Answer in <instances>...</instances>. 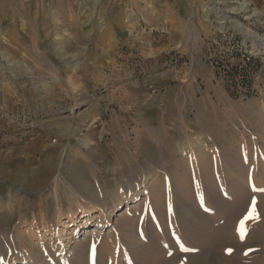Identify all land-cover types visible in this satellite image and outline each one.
Segmentation results:
<instances>
[{"label": "rangeland", "instance_id": "obj_1", "mask_svg": "<svg viewBox=\"0 0 264 264\" xmlns=\"http://www.w3.org/2000/svg\"><path fill=\"white\" fill-rule=\"evenodd\" d=\"M20 1L17 23L0 20V264H37L18 259L19 235L41 249L38 264H102L125 249L120 217L140 242L174 238L191 204L177 193L182 170L196 205L207 200L201 159L220 198L244 172L231 160L247 168L253 186L227 218L238 229L253 199L259 216L243 239L219 236L216 254L264 264V0H68L71 28L68 1L44 0V14Z\"/></svg>", "mask_w": 264, "mask_h": 264}, {"label": "bare ground", "instance_id": "obj_2", "mask_svg": "<svg viewBox=\"0 0 264 264\" xmlns=\"http://www.w3.org/2000/svg\"><path fill=\"white\" fill-rule=\"evenodd\" d=\"M37 1L35 5L36 12L40 11V13L44 14L46 11L44 0H37ZM63 1H68V0H60V2ZM69 1L67 3V5L69 4L68 7L70 9L68 10L70 16L69 18L70 19L72 18L73 20L69 19L67 21L68 25L67 24L66 25L68 26V28L69 27L71 28L73 27V22L75 23L76 20H74L75 16L72 14L73 11L72 8H70ZM24 2H28V1L24 0ZM24 2L23 4H26ZM0 3H1L0 6L2 8L0 9V20L4 16H9L8 18L10 19L11 22H16L21 15H22L21 17H23L24 11H21L22 9H20V14H21L20 16H17V13L15 15L12 13V10L9 6L10 0L9 1L0 0ZM19 3H21V1ZM24 7L27 8L26 5ZM29 10H30V6L29 9H27V11L29 12ZM36 15H34V18L36 17ZM76 19H78V17H76ZM21 22L23 27L26 26L27 22L25 20H22ZM256 40L259 39L255 38V41ZM261 129H263V126H261ZM262 145L264 148L263 139H262ZM231 162L233 168H230V172L232 174L236 171L240 172L244 170V172L240 173L241 175L237 177V180L234 183L232 179H234L233 177L235 176L233 177L230 176L232 179L228 177L229 180L227 179L228 180L227 184L223 186L225 189L227 188V186L229 187V189L226 191V197L220 198L218 189L216 188V184L214 183V180L211 175L210 165L207 159L205 160L201 159V165H200L202 169L201 176L203 177V182H205L204 187L201 188L202 190L201 195L202 197H204V199L207 200L203 203H200L199 205H196V203L193 201V197H192L193 193L191 191V187L190 186L188 187L186 185V183L189 182V177L187 173L184 172L183 170L179 173V179H178L179 189H177V193L180 195L181 198L184 199V201L186 200L185 202H191V204L186 206L187 208H185L183 217L177 216L176 213L174 220L177 226H179L178 228L179 231H177L178 233L175 232V234L173 235L174 238L168 240V238H166L165 236V233L168 234V232L166 231L164 232L162 230H161L162 232H160L158 230L159 233H155L152 230L147 234L149 241L147 240L146 242H140V240H138L137 236L135 235L134 225H132L133 222L132 218L127 219L125 217H120V219L114 221V223L122 231V234L125 235V238L123 240L124 242L119 238H116L115 240H117V243L119 244L120 248L124 246L125 249L124 250L121 249V252H123L121 255H119L118 252L115 253V251L112 253H108L106 255V259L104 254V256H102V262H103L102 264H168L173 259L167 257L170 256L173 252L179 250L193 252V253L191 252L192 254L188 253V254H182L180 256L181 259L180 262L182 264H226L227 262H229L227 261L228 260L227 258H223V257L221 258L219 257L218 254H216L217 247H219L218 244L216 243V240L219 236L225 235L226 232H228V234H232V232H234L237 229L236 228L237 222L235 221L233 223V219L230 220L227 218L229 217L228 216L229 210L230 208H232L231 204L234 203L233 205H236L237 203H239L240 196H242L246 191L248 192L250 186H253L250 181L251 179L248 180V178H246V176H249L245 173L247 168L243 169L244 166L241 164H237L234 160H231ZM250 165H251V169L255 167V165L252 164ZM259 167L262 169H260L261 171L258 173V175L264 176L263 166L259 165ZM178 171L179 169L177 168L173 169L171 175L174 176V174H177ZM262 184L263 185H261V188L264 187V180ZM263 192L264 191H262V194ZM130 197L131 195L126 194L124 200L126 199L127 202L130 199ZM259 201H260V206L264 213V194L260 195ZM121 204H123V202L117 200V202L114 204L116 210H118L120 206H123ZM80 207L84 212H86L85 216L91 215L92 210H90V208H86L85 206L82 205H80ZM104 209H106L104 208V206L100 208L104 216L102 218L97 219L96 225H99L101 223L103 224L104 222L107 221ZM206 209L209 211H207ZM68 214L71 216L70 210L68 211ZM59 216H60L59 211L55 212L54 221L55 220L59 221L60 220ZM86 224H87V218L85 217L82 219V222L80 223V227L82 228ZM257 228L264 233L263 220H262V225H259ZM59 231L60 230H58V228L55 227L54 232L61 234L59 233ZM74 231L75 228L73 229V232ZM95 231L96 230L93 229L92 231H90V233L93 234V232ZM263 233H259V235H261L262 238L264 239ZM19 236L18 237L14 236V238L19 243L18 245L16 244V247L20 248V249L18 248V251L19 250H22L23 252L25 251L27 253V256L18 259H20L21 262L26 263L27 261L25 259L30 258V261L34 263L37 264L41 263L38 260L39 255H41L40 254L41 249L39 251V249H37L36 246H34L32 243H27L25 240L21 239V236L20 237ZM66 238L70 239V236H67ZM154 238H156V241L154 240ZM228 239L229 238H227V240ZM166 247H168V249H165ZM75 251L77 252V250ZM6 260L8 259L6 258ZM233 264H260V261L258 262L256 261V259H251L246 262L245 261L239 262V260L236 259V261L233 262Z\"/></svg>", "mask_w": 264, "mask_h": 264}, {"label": "snow or ice", "instance_id": "obj_3", "mask_svg": "<svg viewBox=\"0 0 264 264\" xmlns=\"http://www.w3.org/2000/svg\"><path fill=\"white\" fill-rule=\"evenodd\" d=\"M255 199H253L252 201V205L250 207V210L248 211V213L244 216L243 219H241L240 223H239V227H238V232H239V235L241 237V239H243L246 235V222L248 220H252V219H258L259 216H258V213L256 211V207H255ZM229 254L231 253L232 249H227L226 250ZM247 254V253H245Z\"/></svg>", "mask_w": 264, "mask_h": 264}]
</instances>
